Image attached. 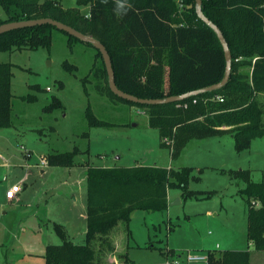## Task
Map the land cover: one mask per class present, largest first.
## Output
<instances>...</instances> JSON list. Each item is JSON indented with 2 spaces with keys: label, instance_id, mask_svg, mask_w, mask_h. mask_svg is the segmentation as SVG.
I'll return each mask as SVG.
<instances>
[{
  "label": "trees",
  "instance_id": "obj_1",
  "mask_svg": "<svg viewBox=\"0 0 264 264\" xmlns=\"http://www.w3.org/2000/svg\"><path fill=\"white\" fill-rule=\"evenodd\" d=\"M62 1L0 0L7 14L0 25L51 18L95 38L111 56L117 87L140 99L166 100L202 91L225 78L223 45L199 17L196 0H78L75 8H65ZM83 8L90 9L84 12ZM202 11L221 30L232 53L230 79L217 90L202 91L179 102L138 104L125 100L111 91L105 62L97 50L110 98L147 114L149 126L159 131L162 140L176 146L175 158H181L191 142L224 133L222 127L229 128L239 153L264 137L263 111L257 102L264 94V0H203ZM56 29L42 25L2 34L0 52L50 48ZM13 68V64L0 63V130L13 125ZM63 107L56 98L47 110ZM87 118L90 127L112 125L99 119L91 108ZM79 154L75 149L45 158L49 167L73 168ZM233 176L246 184L239 194L248 205V241L255 251L264 252V181H253L250 171ZM191 177L187 169L89 166L86 244L67 240L63 227L57 226L64 242L47 247L46 264H108L107 253L123 260L114 234L119 225L129 226L135 211H166L170 189L199 199L187 191ZM126 230L129 240V227ZM124 256L123 264H128L127 253ZM208 257V264H251L252 252L215 250Z\"/></svg>",
  "mask_w": 264,
  "mask_h": 264
},
{
  "label": "rangeland",
  "instance_id": "obj_2",
  "mask_svg": "<svg viewBox=\"0 0 264 264\" xmlns=\"http://www.w3.org/2000/svg\"><path fill=\"white\" fill-rule=\"evenodd\" d=\"M62 3L78 7V0ZM6 18L0 6V21ZM97 53L92 44L57 29L50 48L0 52V63L14 66L13 125L0 130V264H46L47 247L64 242L57 226L63 227L67 240L86 244L89 166H171L167 169L192 172L187 191L199 199L170 189L174 204L170 202L166 211L133 213L129 240L126 225L114 232L120 242L117 251L127 253L128 264H206L189 262L188 256H208L215 250L257 252L248 241V205L239 194L246 184L233 175L250 171L253 181L263 182L264 144L254 143L253 150L239 153L230 131L222 130L191 142L181 158L173 157L176 146L149 126L147 114L110 98ZM56 98L64 107L47 110ZM257 102L264 125V96ZM88 108L112 125L90 127ZM75 149L80 154L73 168L41 165L43 157ZM5 159L10 166H1ZM27 172L31 176L22 180ZM13 182L27 185L19 207L4 198L6 183ZM258 253L253 264H264V252ZM123 256L105 258L108 264H123Z\"/></svg>",
  "mask_w": 264,
  "mask_h": 264
},
{
  "label": "water",
  "instance_id": "obj_3",
  "mask_svg": "<svg viewBox=\"0 0 264 264\" xmlns=\"http://www.w3.org/2000/svg\"><path fill=\"white\" fill-rule=\"evenodd\" d=\"M197 1V13L199 15V17L207 24L209 25L211 28H213V30L217 33L223 48H224V52H225V56H226V61H227V69H226V75L225 78L223 79V81L220 84L214 85L212 87H209L207 89H204L202 91H213V90H217L219 88H222L223 86H225L229 79H230V73H231V68H232V53L231 50L229 48V45L223 35V33L221 32V30L214 25L203 13L202 11V4H203V0H196ZM42 25H51L56 27L58 30L63 31L67 34H69L70 36L77 38L79 40H82L84 42H88L90 44H92L93 46H95V48L97 50L100 51V53L102 54L103 60L105 62L106 65V69L109 75V85L111 88V91L118 97H121L125 100L134 102V103H138V104H158V103H165V102H179V101H183L185 99H187L190 96L193 95H197L202 91H194V92H190L181 96H175V97H170L166 100H146V99H140L137 97H134L130 94H127L125 92H122L116 85V81H115V74H114V70H113V64H112V60H111V56L109 54V52L107 51V49L105 48V46L99 42L98 40H96L93 37L84 35L80 32H78L77 30H75L74 28L67 26L61 22H58L56 20H53L51 18H43V19H37V20H26V21H20V22H10V23H5L0 25V35L5 34L7 32L10 31H14V30H19V29H25V28H33L36 26H42ZM179 202V200H177ZM174 203L172 202L171 205H173Z\"/></svg>",
  "mask_w": 264,
  "mask_h": 264
},
{
  "label": "crops",
  "instance_id": "obj_4",
  "mask_svg": "<svg viewBox=\"0 0 264 264\" xmlns=\"http://www.w3.org/2000/svg\"><path fill=\"white\" fill-rule=\"evenodd\" d=\"M259 96H264V94H261V95H259ZM222 130H229V128L228 127H222ZM219 137H221V136H219ZM201 141H203V140H201ZM254 143H255V145L257 144L258 145V143H263L264 144V137L263 138H258V139H255V140H253V142H252V145H251V148L249 149V151H251V150H253V145H254ZM188 147V146H187ZM187 149V148H186ZM185 149V150H186ZM248 151V150H247ZM246 152V151H245ZM186 154V151H184V153H183V155H185ZM182 155V156H183ZM260 155L261 156H263V158H264V150H262V151H260ZM181 156V157H182ZM25 157V156H24ZM1 159H4V157H2ZM25 162H24V164H25V167L27 168V169H29V168H31V164H30V161L29 160H27L26 158H25V160H24ZM241 163H237V166L238 165H240ZM255 165H257L256 163H254ZM1 166H3V167H8V166H10V164H9V162L5 159V164L4 165H1ZM233 167L234 166H236V165H232ZM37 167V166H36ZM49 167V166H48ZM171 166H169V167H167V168H170ZM162 168H166V167H162ZM173 168V167H172ZM253 170H255V169H253ZM25 178L24 179H22V180H26V178H28L29 176H31V172H27V174H25ZM45 176V171L43 170V169H41V177L43 178ZM28 180V179H27ZM26 180V181H27ZM21 181V180H20ZM20 182H13L12 184H10V183H6V189H5V192H4V198H5V200L7 201V202H9V203H11L13 206H15V207H19V205L20 204H22V198H23V196H22V193H25V189L27 188V185H26V183H24V187H22V191L18 194V196H17V198L15 199V200H13L12 202L10 201V200H8L7 199V197H6V193H7V190H9L12 186H14V185H16V184H19ZM173 201V199L171 198V196H169V202H172ZM175 201V200H174ZM179 201H180V199H179ZM85 219H87V215H85V216H83ZM115 236V235H114ZM117 236L118 235H116L115 236V238H117ZM120 238V237H119ZM121 240V239H120ZM117 243H119L120 244V242H119V240H118V238H117ZM127 244V243H126ZM217 248H219V249H221V247H220V245H217ZM232 251V250H231ZM252 252V251H251ZM108 254V253H107ZM106 254V255H107ZM110 254H114V253H110ZM259 253H258V251L257 252H252V259H251V264H253V261H254V259H255V257H257V255H258ZM115 255V254H114ZM260 261L261 262H263L264 261V256H262V258L260 259Z\"/></svg>",
  "mask_w": 264,
  "mask_h": 264
},
{
  "label": "built area",
  "instance_id": "obj_5",
  "mask_svg": "<svg viewBox=\"0 0 264 264\" xmlns=\"http://www.w3.org/2000/svg\"><path fill=\"white\" fill-rule=\"evenodd\" d=\"M50 90V89H49ZM221 102L224 100L222 98H218ZM196 103V101H194ZM187 107V105H185ZM170 144H173V142H169ZM31 153L27 152V157H30ZM41 165L43 166H48V162L45 157L41 159ZM22 191V186L20 184H16L12 186L9 190H7L6 197L8 200L13 201L17 198L18 194ZM188 261L189 262H199V261H204L206 264L209 262V257L208 256H203V257H194L192 255L188 256Z\"/></svg>",
  "mask_w": 264,
  "mask_h": 264
},
{
  "label": "clouds",
  "instance_id": "obj_6",
  "mask_svg": "<svg viewBox=\"0 0 264 264\" xmlns=\"http://www.w3.org/2000/svg\"><path fill=\"white\" fill-rule=\"evenodd\" d=\"M120 7H123V5L121 4Z\"/></svg>",
  "mask_w": 264,
  "mask_h": 264
}]
</instances>
